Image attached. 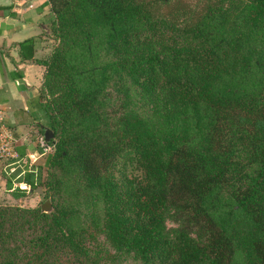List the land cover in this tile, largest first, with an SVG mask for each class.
Listing matches in <instances>:
<instances>
[{
	"label": "trees",
	"instance_id": "16d2710c",
	"mask_svg": "<svg viewBox=\"0 0 264 264\" xmlns=\"http://www.w3.org/2000/svg\"><path fill=\"white\" fill-rule=\"evenodd\" d=\"M45 5L52 211L0 205V264H264V0Z\"/></svg>",
	"mask_w": 264,
	"mask_h": 264
},
{
	"label": "rangeland",
	"instance_id": "374dc122",
	"mask_svg": "<svg viewBox=\"0 0 264 264\" xmlns=\"http://www.w3.org/2000/svg\"><path fill=\"white\" fill-rule=\"evenodd\" d=\"M51 39L44 40L47 46L45 48H48V51L59 43L55 34ZM99 53L100 59L111 60L110 54L106 55L103 49H99ZM75 64L84 68L93 65L83 57L78 59ZM253 76L255 77L252 79L258 80L256 72ZM42 88L41 85L38 90H42ZM27 101L28 99L24 109L18 108V105L0 109V205L40 209L41 204L45 201L51 202L52 190H49L46 185L50 177L45 163L48 155L54 151L56 139H53L51 128L46 119L32 114L33 108L28 106ZM46 129L50 130V133H46L45 137ZM18 145L25 147V157L23 158L19 157L16 152ZM26 168L32 173V179L35 182L33 188L29 185L25 187L26 184L19 181ZM8 181L11 184V189H8ZM38 187L42 188L41 193L35 191ZM16 188L26 189V192L20 197H13L12 193Z\"/></svg>",
	"mask_w": 264,
	"mask_h": 264
},
{
	"label": "crops",
	"instance_id": "0c3cea01",
	"mask_svg": "<svg viewBox=\"0 0 264 264\" xmlns=\"http://www.w3.org/2000/svg\"><path fill=\"white\" fill-rule=\"evenodd\" d=\"M45 3L0 0V109L12 105L24 109L32 90L42 85L45 68L35 60L49 56L51 49L45 48L44 40L53 36L52 12ZM27 39L34 41L21 47Z\"/></svg>",
	"mask_w": 264,
	"mask_h": 264
},
{
	"label": "water",
	"instance_id": "95a60500",
	"mask_svg": "<svg viewBox=\"0 0 264 264\" xmlns=\"http://www.w3.org/2000/svg\"><path fill=\"white\" fill-rule=\"evenodd\" d=\"M46 133L49 134L50 133V130L46 129V131H45V137L47 136ZM24 186L27 187L28 185H24ZM35 191L37 193H41L42 192V188L41 187H38ZM40 208H41V211L42 212H49V211L52 210V204H51L50 201L47 200V201H45L44 203L41 204Z\"/></svg>",
	"mask_w": 264,
	"mask_h": 264
}]
</instances>
